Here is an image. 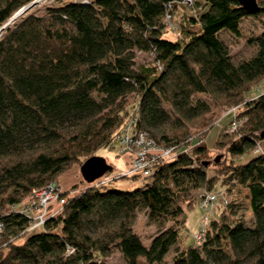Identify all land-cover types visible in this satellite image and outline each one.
Masks as SVG:
<instances>
[{"label":"trees","instance_id":"trees-1","mask_svg":"<svg viewBox=\"0 0 264 264\" xmlns=\"http://www.w3.org/2000/svg\"><path fill=\"white\" fill-rule=\"evenodd\" d=\"M30 1L0 0V25ZM198 1L204 8L195 14ZM181 2L64 0L41 13L30 8L0 31V264H103L97 256L112 247L125 264H165L196 191L216 184L225 187L224 207L210 216L201 243L178 247L171 264H264V154L249 152L264 139V29L251 31L246 42L255 49L236 62L220 37L241 34L244 17L264 14V0L256 11L237 0H192L187 18L198 29L172 13L178 30L169 38L166 6L172 12ZM136 51L151 65L133 67ZM216 107H234L244 120L226 132L233 115L226 111L208 148L199 141L222 115L210 114ZM127 116L133 129L175 148L174 158L158 161L132 190L62 189L59 210L27 230V217L10 205L96 154ZM120 177L140 176L112 179ZM234 185L246 190L247 218L228 199ZM137 211L156 228L146 245L134 231Z\"/></svg>","mask_w":264,"mask_h":264},{"label":"rangeland","instance_id":"rangeland-1","mask_svg":"<svg viewBox=\"0 0 264 264\" xmlns=\"http://www.w3.org/2000/svg\"><path fill=\"white\" fill-rule=\"evenodd\" d=\"M64 0H39L36 5L32 7V9H35L37 13H41L44 10V7L46 5H52L57 4ZM204 4L201 1H198L197 6H195V14H198L201 10H203ZM17 11V10H16ZM190 7H186L182 4L175 9H173L172 13L178 18L179 20L182 19L183 22H185L186 28L189 30H197L198 24L193 23L189 18H187V15L191 13ZM191 22V23H190ZM264 29V14H258L253 16H247L244 17L240 22V33L239 35H233L227 31L220 32V37L228 44L229 51L231 58L234 62L240 60L243 57H247L251 54V52L255 49L253 45L246 42V37L250 35L251 31H260ZM169 38L175 37V33L168 32L165 34ZM151 65V56L147 53L136 51L135 58H134V65L135 68L140 67H146ZM262 87V86H261ZM259 89H262L259 87ZM231 108H214L212 109L210 114H219L220 112L222 115L212 123V125L207 129L206 133L204 134L203 138L199 141L200 144L212 148L213 142L216 138V136L222 131L223 126L226 124V122L229 119V115L225 112L230 110ZM225 110V111H224ZM129 115V114H128ZM216 115V116H217ZM129 116L125 117L123 121V125L121 126L118 133L114 135L111 141H109L105 146L100 147L96 150V154L102 155L106 162L112 166V168L106 172V174L113 175L116 172L124 171L122 166V159L121 156L124 155L127 157L126 164L128 163L129 154L125 152H120L122 148V144L125 140L124 136L125 133L122 131V129L126 128V123L129 122ZM210 123L212 122L209 121ZM208 122V124H209ZM204 128V127H203ZM199 128V129H203ZM135 135H138L136 133ZM150 139L149 137H145L142 135H138V142H141L142 140ZM189 139V138H188ZM192 140L191 142H193ZM153 144H155L157 147L160 146L159 144L155 143L152 140ZM136 143V142H135ZM134 147V146H133ZM219 150V149H217ZM221 149L220 151H222ZM175 152V148L171 151V153ZM249 152L250 154L255 153H263L264 154V139H260L256 142V145L251 149ZM217 154V152H210L211 158ZM250 154H244L242 156L237 157V162H244ZM210 158V159H211ZM157 162V160H156ZM79 166L73 165L70 169L62 173L58 179L59 183L62 185L67 182V180H70L74 177H69L70 175H74L76 171L79 173ZM209 174L213 173L212 168H209L207 170ZM80 182L75 183L76 185H85L87 182H85L79 173ZM146 178L139 177L136 179H132L130 177H120L112 179L111 182L108 183L109 186L120 189V190H132L136 187L142 186L143 182H145ZM58 184V180H57ZM64 186V185H63ZM71 186V185H70ZM65 187V186H64ZM69 188V187H68ZM67 189V188H66ZM215 190H218L220 193L224 191V186H219L218 184L214 187ZM208 190V192L214 193L213 195L216 196V199L212 200V205H209V207L202 208L200 204H195L191 209H188L185 211L183 216V227L180 231V237L178 239V243L174 244L170 249L166 252L164 257L165 264H171V257L175 253V250L178 249V247H185L187 245H190L193 243V234L199 230L200 225L204 227L205 223L209 220L210 216L214 215V213H218L224 206L220 201H224L223 194L222 196L219 195L218 197V191L215 192V190ZM214 190V191H213ZM204 191V190H202ZM198 190L196 191V193ZM197 196V195H196ZM228 199L233 203L234 209L236 214H241L245 218L248 217L249 212L247 208V200H246V190L244 188H238V186L234 185V188H232V191L228 193ZM197 202V201H196ZM209 203V202H208ZM210 204V203H209ZM134 231H137L141 236L143 243L146 245L149 239V235H151L153 232L156 231V228L153 224H150L146 217L144 212L137 211L136 216L133 223ZM205 229V227H204ZM206 230V229H205ZM222 247L229 253L228 251V245L225 240H221ZM232 255V254H231ZM98 260H101L103 264H125L120 252L115 248L112 247L110 251L105 256L98 255ZM139 262H143V259L140 258Z\"/></svg>","mask_w":264,"mask_h":264},{"label":"built area","instance_id":"built-area-1","mask_svg":"<svg viewBox=\"0 0 264 264\" xmlns=\"http://www.w3.org/2000/svg\"><path fill=\"white\" fill-rule=\"evenodd\" d=\"M182 5L186 7H190L192 5V0H182ZM171 4H167L166 11L164 15V26L166 29L171 30L172 32H177L178 27L172 22L173 14L170 11ZM194 13V10H193ZM235 108L232 107L229 111L233 113L231 120L226 124L224 130L226 132L236 130L241 123L243 122V117H236ZM129 122L126 123V128L124 127L122 131L125 133L124 143H121L122 148L120 152L128 153L129 159L127 166L124 171L116 172L113 175L106 174V172L93 180L91 185L96 188L105 187L113 178L118 174L121 175H133L137 174L143 178L150 177L155 164L160 161H168L174 158L176 152L171 153L173 147H162L156 146L153 144L152 140L146 139L138 142V135H142L146 137V134L143 132L136 131L133 129V116H129ZM138 133V135H135ZM136 142V143H135ZM134 146V147H133ZM157 160V162H156ZM62 188L56 182H50L45 187L40 189H32L31 195L28 199L20 203L18 206L10 205V209L17 211L19 213H23L27 217V230H34L42 227L45 220L54 215L60 208L63 199L59 197V192ZM217 192V191H215ZM222 196L221 193L217 192ZM214 193L208 191L198 190L197 202L196 204H200L202 208L209 207L212 205L211 201L216 199ZM224 201H220L222 204H225L226 196L223 194ZM210 204H209V203ZM209 220L205 223L204 227L207 230ZM200 225L199 230L195 234H193V244L199 245L204 237L206 230ZM2 230V222L0 221V232ZM72 249L68 247L67 253L71 252Z\"/></svg>","mask_w":264,"mask_h":264},{"label":"water","instance_id":"water-1","mask_svg":"<svg viewBox=\"0 0 264 264\" xmlns=\"http://www.w3.org/2000/svg\"><path fill=\"white\" fill-rule=\"evenodd\" d=\"M39 0H32L29 3L20 7L17 11H15L5 23L0 25V31L7 26L10 22L17 19L19 16L23 15L28 9L32 8L34 5L38 3ZM239 5L248 9L250 11H256L258 9V5L256 0H237ZM261 135L264 136V129L261 131ZM81 178L87 182L91 183L96 178L102 176L105 172L111 169V165L108 164L105 158L100 154H93L85 158L78 167ZM247 264H257V263H247Z\"/></svg>","mask_w":264,"mask_h":264},{"label":"crops","instance_id":"crops-1","mask_svg":"<svg viewBox=\"0 0 264 264\" xmlns=\"http://www.w3.org/2000/svg\"><path fill=\"white\" fill-rule=\"evenodd\" d=\"M121 159H122V166L121 167L123 169H125L126 166H127V164H126L127 157L122 155ZM69 177H74V178H72L70 180H67V182L63 184L65 187L61 183H59V179H58V185H59L60 188L66 189V188L70 187V185H73L75 183H79L80 182V177H79L78 171H76V173L74 175H70ZM82 186L83 185H78L79 188L82 187Z\"/></svg>","mask_w":264,"mask_h":264}]
</instances>
